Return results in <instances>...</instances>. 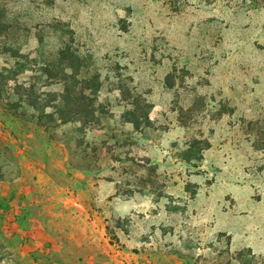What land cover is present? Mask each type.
Returning a JSON list of instances; mask_svg holds the SVG:
<instances>
[{"label": "rangeland", "instance_id": "374dc122", "mask_svg": "<svg viewBox=\"0 0 264 264\" xmlns=\"http://www.w3.org/2000/svg\"><path fill=\"white\" fill-rule=\"evenodd\" d=\"M0 264H264V0H0Z\"/></svg>", "mask_w": 264, "mask_h": 264}, {"label": "trees", "instance_id": "16d2710c", "mask_svg": "<svg viewBox=\"0 0 264 264\" xmlns=\"http://www.w3.org/2000/svg\"><path fill=\"white\" fill-rule=\"evenodd\" d=\"M57 56L60 62L62 61H66L68 59L70 60H78L79 59V55H77L75 50L70 49L69 46H67L66 44H64L63 47H61L58 52H57ZM67 103V99L66 98H62L60 100V105L66 104ZM61 107H58V110L61 111Z\"/></svg>", "mask_w": 264, "mask_h": 264}]
</instances>
